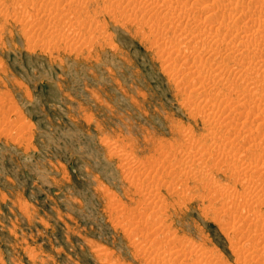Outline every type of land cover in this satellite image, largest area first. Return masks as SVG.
<instances>
[{"label": "rangeland", "instance_id": "obj_1", "mask_svg": "<svg viewBox=\"0 0 264 264\" xmlns=\"http://www.w3.org/2000/svg\"><path fill=\"white\" fill-rule=\"evenodd\" d=\"M217 1L0 0V264H264V0Z\"/></svg>", "mask_w": 264, "mask_h": 264}, {"label": "bare ground", "instance_id": "obj_2", "mask_svg": "<svg viewBox=\"0 0 264 264\" xmlns=\"http://www.w3.org/2000/svg\"><path fill=\"white\" fill-rule=\"evenodd\" d=\"M163 1H164V0H163ZM168 1H170V0H168ZM173 1H174V0H173ZM216 1H217V0H216ZM218 1H219V0H218ZM218 1H217V2H218ZM150 2H151V1H150ZM163 3H164V2H163ZM168 3H169V2H168ZM214 3H215V2H214ZM221 3H222V2H221ZM221 3L218 2V3H216V4H221ZM152 4H153V3H152ZM166 4H167V3H166ZM150 5H151V4H150ZM150 5H149V6H150ZM164 5H165V3H164ZM181 6H182V5H181ZM153 7H154V6H153ZM153 7H152V8H153ZM165 7H167V6H165ZM168 7H169V6H168ZM143 8H144V7H143ZM179 8H180V7H179ZM184 8H185V6H184ZM169 11H171V9H170ZM172 11H173V10H172ZM166 12H167V11H166ZM173 12H174V11H173ZM173 12H172V13H173ZM167 13H168V12H167ZM169 14H170V13H169ZM215 15H217V14H215ZM169 16H170V15H169ZM217 16H218V15H217ZM214 18H215V17H214ZM217 19H219V18H217ZM200 36H201V35H200ZM201 37H202V36H201ZM233 41H234V40H233ZM214 44H215V43H214ZM225 44H227V43H225ZM230 44H231V43H230ZM216 45H218V44H216ZM219 45H220V42H219ZM219 45H218V47H219ZM223 46H224V45H223ZM232 46H233V45H232ZM232 49H233V48H232ZM208 120H209V119H208ZM213 123H214V122H213ZM214 124H215V123H214ZM214 124H213V125H214ZM213 125H212V126H213ZM212 137H213V135H212ZM218 138H219V137H218ZM212 139H214V138H212ZM214 141H215V140H214ZM217 141H218V140H217ZM215 143H216V142H215ZM215 143H214V144H215ZM216 144H217V143H216ZM216 144H215V145H216ZM218 145H219V143H218ZM218 145H217V146H218ZM257 169H258V168H257ZM257 169H255L253 172H254V173L257 172V174H258V173H260L261 171H260V169H259L260 172H259V171H256ZM263 172H264V171H262L261 173H263ZM247 180H248V179H247Z\"/></svg>", "mask_w": 264, "mask_h": 264}]
</instances>
